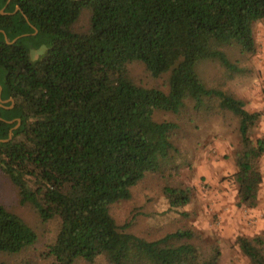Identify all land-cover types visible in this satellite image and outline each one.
I'll return each instance as SVG.
<instances>
[{"label":"trees","instance_id":"16d2710c","mask_svg":"<svg viewBox=\"0 0 264 264\" xmlns=\"http://www.w3.org/2000/svg\"><path fill=\"white\" fill-rule=\"evenodd\" d=\"M8 1L0 0V169L22 205L56 222L44 256L55 264H220L219 248L205 251L193 228L150 241L130 232L135 218L120 225L110 208L131 199L148 174L179 175V124L156 114L180 115L188 105L238 118V205H258L264 135L252 133L263 112L209 87L200 68L217 62L228 79L243 73L228 53L256 51L264 0ZM42 46L33 60L30 49ZM135 66L166 78L167 90L136 81ZM163 192L171 209L193 198L184 184ZM38 242L22 216L0 204V252L21 254ZM236 244L251 264H264L263 235Z\"/></svg>","mask_w":264,"mask_h":264},{"label":"rangeland","instance_id":"374dc122","mask_svg":"<svg viewBox=\"0 0 264 264\" xmlns=\"http://www.w3.org/2000/svg\"><path fill=\"white\" fill-rule=\"evenodd\" d=\"M254 38V53L242 54L234 50L228 53L243 73L228 79V73L217 62L203 64L200 73L209 87H221L243 100L249 111L263 112L252 133L253 139H257L264 135V22L254 25ZM31 55L35 60L40 54ZM132 71L136 81L167 90L166 78L154 79L142 66H135ZM156 119L179 124L173 139L179 150L176 156L179 175L171 170L148 174L132 189L131 199L111 206L112 216L120 225L135 218L130 232L150 241L179 229L193 228L201 234L205 251L209 252L215 246L219 248L220 264H251L239 249L236 239L239 236H264V232L255 229L257 221H264V212L260 211L264 155L259 162L263 184L258 205L254 208L239 206L233 177L237 171L235 155L241 147L238 118L230 112H197L188 105L180 115L158 112ZM179 184L191 188L193 198L188 205L171 209L163 188ZM0 204L21 215L39 235L38 244L21 254L0 252V264H55L44 253L57 234L56 222H44L32 206L22 205L18 190L1 169ZM75 264L88 263L78 261Z\"/></svg>","mask_w":264,"mask_h":264},{"label":"crops","instance_id":"0c3cea01","mask_svg":"<svg viewBox=\"0 0 264 264\" xmlns=\"http://www.w3.org/2000/svg\"><path fill=\"white\" fill-rule=\"evenodd\" d=\"M261 199H262V202H261V209L260 211L261 212H264V188H263V193L261 195ZM257 227L255 228L258 232H264V221H257Z\"/></svg>","mask_w":264,"mask_h":264},{"label":"flooded vegetation","instance_id":"af4514ba","mask_svg":"<svg viewBox=\"0 0 264 264\" xmlns=\"http://www.w3.org/2000/svg\"><path fill=\"white\" fill-rule=\"evenodd\" d=\"M20 10V7H17L16 8V11H19ZM3 12V11H2ZM1 32V31H0ZM33 34H36V32L35 33H33ZM17 39H15L13 42H15ZM46 50V48H45V46H42V47H39V49H33V48H31L30 49V51H29V54H31L32 52H36V53H43L44 51Z\"/></svg>","mask_w":264,"mask_h":264},{"label":"water","instance_id":"95a60500","mask_svg":"<svg viewBox=\"0 0 264 264\" xmlns=\"http://www.w3.org/2000/svg\"><path fill=\"white\" fill-rule=\"evenodd\" d=\"M9 2H10V0L8 1V4H9ZM8 4H7V5H8ZM32 53L34 54V53H36V52H32ZM39 54H41V53H39ZM31 57H32V55H31ZM1 91H2V88H0V106H3V105L5 104V102L2 101V99H1ZM11 123H12V122H11ZM19 125H20V121H19V124H18L15 128H13V129L10 131V138L12 137L13 130L16 129V128H18Z\"/></svg>","mask_w":264,"mask_h":264}]
</instances>
